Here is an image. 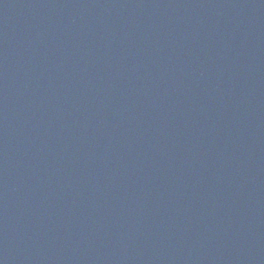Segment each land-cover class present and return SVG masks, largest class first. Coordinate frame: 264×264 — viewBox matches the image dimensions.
Segmentation results:
<instances>
[{"label": "water", "instance_id": "water-1", "mask_svg": "<svg viewBox=\"0 0 264 264\" xmlns=\"http://www.w3.org/2000/svg\"><path fill=\"white\" fill-rule=\"evenodd\" d=\"M0 264H264V0H0Z\"/></svg>", "mask_w": 264, "mask_h": 264}]
</instances>
